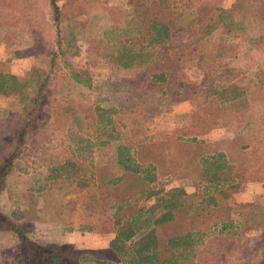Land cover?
Here are the masks:
<instances>
[{"label":"rangeland","instance_id":"rangeland-1","mask_svg":"<svg viewBox=\"0 0 264 264\" xmlns=\"http://www.w3.org/2000/svg\"><path fill=\"white\" fill-rule=\"evenodd\" d=\"M48 2L0 0V72L24 82L21 93H0V165L20 153L0 206L16 227L74 264L84 256L87 264L116 263L109 244L117 218L140 208L145 217L156 195L178 188V226L191 214L202 230L214 220L232 222L202 262L189 264H264V0H172L192 12L205 6L212 26L204 34L196 21L166 50L144 42L131 0H58L59 24ZM184 43L190 45L177 54ZM130 47L143 51L132 57ZM163 68L173 72L160 90L151 77ZM180 81L182 92L171 93ZM214 93L228 99L216 101ZM38 95L36 125L12 148ZM122 144L136 157L139 145L146 148L141 162L157 166L159 178L150 184L157 194L139 196L140 174L131 173L120 186L98 188L101 173L124 172ZM51 174L60 177L47 181ZM214 174L219 182L205 177ZM0 264L44 263L8 226L0 227Z\"/></svg>","mask_w":264,"mask_h":264},{"label":"trees","instance_id":"trees-1","mask_svg":"<svg viewBox=\"0 0 264 264\" xmlns=\"http://www.w3.org/2000/svg\"><path fill=\"white\" fill-rule=\"evenodd\" d=\"M131 3L136 8L135 10L139 14V20L143 24L141 33H143L144 42H147V45L154 46V50L158 47L165 50L169 49L168 45L172 44L176 39H184V36H186L185 34H187L189 30L191 31L196 21L199 22V24H205L203 25L204 29L202 31L204 34H206L212 26L210 23H207V20H211L213 15L208 17V12H211V10L206 9L205 6L196 8V10L192 12L191 9L188 11L187 7L184 8L179 2V4H174L172 0H131ZM48 6L51 8L53 20L59 24L61 6L58 0H49ZM204 14L207 15L204 16ZM189 16L191 17L187 18ZM60 30L59 27V34ZM201 38L202 37H200V39ZM144 42L143 45L145 44ZM188 45L190 44L184 43L181 47L176 49V53H179L180 48L185 50ZM128 51L130 53L132 52V57H135L143 50L135 51L133 47H130ZM160 55V51L155 52V60L158 61ZM173 55L176 58L177 55ZM168 60H170L169 57ZM172 72L173 69L168 68H163L162 71H155V73H152V81L157 82L156 86H160L159 88L161 90V87H163L161 83L170 80V78H172ZM71 74L78 82L84 81L81 77V73L77 70H72ZM206 76H208V74L204 72L203 81ZM49 78L50 74L45 78L42 87L46 85ZM185 86L186 83L180 81L177 87L178 89L171 93H181ZM23 88L24 82H22L17 75L0 72V93H21ZM227 89L228 88L223 87V89L219 91V94H226ZM209 91L208 89L207 92ZM216 96L217 95L214 93L213 98H216ZM220 98L224 100L228 99V97L222 95V97L217 96L216 101H220ZM39 100L40 95L36 96L33 101L30 102L29 106L32 109H29L26 113V116H29L30 119L28 122L24 121L22 125L19 138L20 144L17 146L13 143L12 148L23 146V140L29 132V129L36 125V121L32 123L31 118L34 116L33 113L36 111ZM33 118L36 120L35 116ZM100 121L109 122L110 118L101 119ZM118 148L120 152L119 162L124 167V172L118 176L111 177H109L110 175L106 172L101 173L98 176L100 180L98 188H102L105 184L108 186H120L125 183L127 175L131 173L133 176H137L135 174H140L138 175L139 177L137 176V186H142L138 192L139 196L146 195V198H149L153 194H157V192L152 191L150 185L159 178V174L156 170L157 166L154 163H149V165H147L141 162V160L146 162V159H144L146 148L139 145V149H136L137 157L132 153V145L122 144L119 145ZM19 154L18 152L10 153L3 164L0 165V192L4 189L8 176L16 167V161L14 160L19 157ZM225 156L224 153H221L223 159H220L225 161ZM209 157L210 156L203 159V162L208 163L210 160L208 159ZM59 177L60 174H51L47 176L46 179L48 181L49 179H57ZM205 177L207 180L220 181V177L217 174ZM43 186H41L39 190H44ZM181 192H183L182 189L173 188L161 196L156 195V202L147 208L148 215L145 217H143L144 208H140L136 215L133 214L134 216L130 218L124 216L118 217L115 222L118 229L116 230L115 237L111 240V247L116 253L117 261L116 263L105 261V264H189L192 262L198 263L200 258V262H202V256L203 258L206 257L210 246L213 244V240H222L225 229L228 227L229 223L232 222L229 220L226 222L214 220L206 225V229L203 228L204 230H202L193 227L196 216L191 214L183 220L182 224H180L181 226H178V224L175 223L177 221V215L174 208L179 205L178 196ZM124 200L125 199L122 201L124 202ZM160 206L164 209L160 210ZM119 210L120 208L117 209V211ZM12 217L13 215L6 213L0 206V227L10 226L17 230L19 235L27 241L31 253L37 260L44 264H74L73 260L67 256V253L60 251L53 244H42L27 238L24 232L16 227ZM169 224L175 226L171 232L166 231ZM197 224L201 226L200 223ZM218 224L221 225L218 232L214 231L210 233V228H216ZM85 227L86 225H84L83 228ZM214 255H216V253ZM84 257V259L80 261L81 264H87V261L84 260H87L88 257ZM204 260L206 261V259ZM100 262L101 261L98 260L95 264H100Z\"/></svg>","mask_w":264,"mask_h":264},{"label":"crops","instance_id":"crops-1","mask_svg":"<svg viewBox=\"0 0 264 264\" xmlns=\"http://www.w3.org/2000/svg\"><path fill=\"white\" fill-rule=\"evenodd\" d=\"M68 231V233L70 234V233H72L73 231H76V229L75 228H71V229H68L67 230ZM113 239V238H112ZM111 239V240H112ZM109 246H110V249H112V252H115L114 250H113V248L111 247V241H110V244H109ZM100 261V260H99ZM113 262V261H112Z\"/></svg>","mask_w":264,"mask_h":264}]
</instances>
